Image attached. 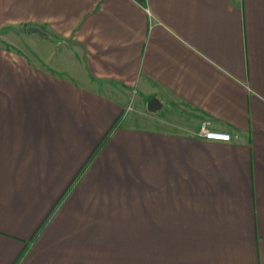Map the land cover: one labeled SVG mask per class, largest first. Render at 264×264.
Listing matches in <instances>:
<instances>
[{
  "label": "crops",
  "instance_id": "crops-1",
  "mask_svg": "<svg viewBox=\"0 0 264 264\" xmlns=\"http://www.w3.org/2000/svg\"><path fill=\"white\" fill-rule=\"evenodd\" d=\"M8 27L0 264H264V0H0Z\"/></svg>",
  "mask_w": 264,
  "mask_h": 264
},
{
  "label": "rangeland",
  "instance_id": "rangeland-1",
  "mask_svg": "<svg viewBox=\"0 0 264 264\" xmlns=\"http://www.w3.org/2000/svg\"><path fill=\"white\" fill-rule=\"evenodd\" d=\"M41 30L42 32H45L43 29ZM24 33L25 29L21 27H8L0 29V44L6 46L7 48H15L16 50L20 49V51H23L24 49L28 48V45L24 38ZM142 106H144V104L142 103L136 104L137 110L138 108H142Z\"/></svg>",
  "mask_w": 264,
  "mask_h": 264
},
{
  "label": "built area",
  "instance_id": "built-area-1",
  "mask_svg": "<svg viewBox=\"0 0 264 264\" xmlns=\"http://www.w3.org/2000/svg\"><path fill=\"white\" fill-rule=\"evenodd\" d=\"M132 110V107L128 108V111ZM197 135L208 139V140H218V141H231L232 136L228 132L219 131L211 127L209 121H204L199 128Z\"/></svg>",
  "mask_w": 264,
  "mask_h": 264
},
{
  "label": "water",
  "instance_id": "water-1",
  "mask_svg": "<svg viewBox=\"0 0 264 264\" xmlns=\"http://www.w3.org/2000/svg\"><path fill=\"white\" fill-rule=\"evenodd\" d=\"M28 31H40L41 29L36 26H30L27 28Z\"/></svg>",
  "mask_w": 264,
  "mask_h": 264
},
{
  "label": "trees",
  "instance_id": "trees-1",
  "mask_svg": "<svg viewBox=\"0 0 264 264\" xmlns=\"http://www.w3.org/2000/svg\"><path fill=\"white\" fill-rule=\"evenodd\" d=\"M39 27H40V29H42V28H43L42 26H39ZM39 27H38V28H39ZM53 40H55V39H53Z\"/></svg>",
  "mask_w": 264,
  "mask_h": 264
}]
</instances>
